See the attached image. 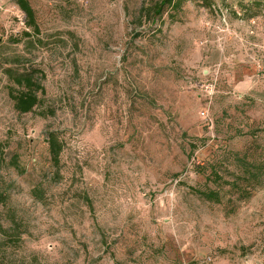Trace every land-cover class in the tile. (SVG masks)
<instances>
[{"label":"rangeland","instance_id":"374dc122","mask_svg":"<svg viewBox=\"0 0 264 264\" xmlns=\"http://www.w3.org/2000/svg\"><path fill=\"white\" fill-rule=\"evenodd\" d=\"M27 1L37 36L0 0L11 264H264V176L244 169L264 158V0H190L154 23L159 0ZM7 67L36 71L32 112Z\"/></svg>","mask_w":264,"mask_h":264},{"label":"trees","instance_id":"16d2710c","mask_svg":"<svg viewBox=\"0 0 264 264\" xmlns=\"http://www.w3.org/2000/svg\"><path fill=\"white\" fill-rule=\"evenodd\" d=\"M190 0H159L151 9L152 22L154 23L155 18L158 20L161 18L165 10L171 12H178L184 2ZM19 10L25 16V25L31 30V33L24 32L25 36L30 37L31 35L37 36L39 34V28L35 21L34 12L27 0H14ZM9 81L12 83L10 86L9 95L13 101V107L18 113H29L38 105V91L43 92V88L39 85L36 77V71L33 69H25L19 71L7 67L5 69ZM47 149L49 162L51 166L58 169L60 165V155L63 149V143L61 139L56 135L55 132L50 131L46 135ZM245 172L248 174H256L255 179L259 181L261 175L264 176V158H262L257 164L247 163L244 167ZM38 191V189H37ZM36 189L33 191L36 195ZM197 193L203 196L207 200H218V194L215 192H203L197 191ZM5 201L3 195L0 193V204ZM20 223L15 220L4 225L0 222V264H11V261L6 257V249L11 245L8 239L15 236L19 238V227ZM2 256V257H1ZM113 264H125L124 262L117 260L113 253L110 254Z\"/></svg>","mask_w":264,"mask_h":264},{"label":"built area","instance_id":"2783aa9c","mask_svg":"<svg viewBox=\"0 0 264 264\" xmlns=\"http://www.w3.org/2000/svg\"><path fill=\"white\" fill-rule=\"evenodd\" d=\"M208 260H209V258H208Z\"/></svg>","mask_w":264,"mask_h":264}]
</instances>
